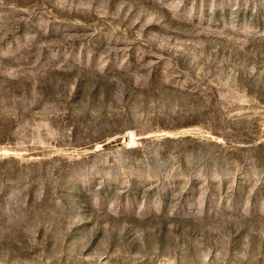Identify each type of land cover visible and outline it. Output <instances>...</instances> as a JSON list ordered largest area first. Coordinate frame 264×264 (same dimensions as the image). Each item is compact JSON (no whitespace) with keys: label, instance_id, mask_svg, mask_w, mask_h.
<instances>
[{"label":"rangeland","instance_id":"obj_1","mask_svg":"<svg viewBox=\"0 0 264 264\" xmlns=\"http://www.w3.org/2000/svg\"><path fill=\"white\" fill-rule=\"evenodd\" d=\"M0 264H264V0H0Z\"/></svg>","mask_w":264,"mask_h":264}]
</instances>
